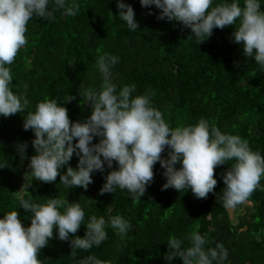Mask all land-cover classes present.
Listing matches in <instances>:
<instances>
[{
  "label": "trees",
  "instance_id": "obj_1",
  "mask_svg": "<svg viewBox=\"0 0 264 264\" xmlns=\"http://www.w3.org/2000/svg\"><path fill=\"white\" fill-rule=\"evenodd\" d=\"M124 2L134 8L139 22L135 30H129L117 15L116 0H78L74 16L57 8L54 19L33 17L27 22V42L8 67L13 77L11 90L25 94L29 104L7 117L0 114V216L17 210L22 224L30 225V210L21 208L17 199L23 194L39 203L52 197L78 201L85 221L92 215L107 219L120 214L131 224L124 237L108 228L107 240L88 250H72V234L68 240H60L54 229L53 237L38 253L42 264H79L87 255L112 264H183L180 257L165 259L167 239L192 231L206 236L205 247L222 244L228 251L225 264H264V187L258 186L244 204L232 210L243 209L235 217L217 201L216 193L224 187L221 173L231 162L214 167V191L197 198L191 188L162 190L166 178L157 161L145 193L133 199L119 187L113 193L99 192L111 170L107 166L103 174H92L87 189L66 188L59 175L53 182L32 178L27 172L28 159L21 161L17 143L28 141L27 154H34L31 140L35 134L23 128V121L39 101L64 103L71 120L91 114L90 103L83 102L79 91L102 87L97 61L104 53L119 57L111 68L112 83L118 89L135 85L133 95L150 94L152 105L171 127L205 118L221 131L239 135L252 151L264 156V70L231 39L235 25L214 28L210 37L199 42L190 28L157 19L160 10L155 5L150 6L149 14L140 0ZM261 8L264 10V0ZM71 95L75 98L67 100ZM98 140L94 137L92 142ZM161 155L167 156V147ZM77 160L74 154L69 164L75 167ZM112 167H116L115 161ZM259 184L264 186V176ZM85 231L86 225L81 223L75 235L83 236ZM187 243L185 240L184 245Z\"/></svg>",
  "mask_w": 264,
  "mask_h": 264
},
{
  "label": "clouds",
  "instance_id": "obj_2",
  "mask_svg": "<svg viewBox=\"0 0 264 264\" xmlns=\"http://www.w3.org/2000/svg\"><path fill=\"white\" fill-rule=\"evenodd\" d=\"M142 7L151 5L160 11L157 19L179 22L191 29L201 40L211 36L214 28L235 25L231 34L234 42L242 45L245 57H254L264 70V10L261 0H140ZM53 5V7H49ZM117 15L129 30L139 27L134 8L124 0H116ZM64 9L76 15L78 0H0V114L7 117L21 112L29 104L27 96L16 94L11 88V65L18 50L26 44L27 22L33 17L54 19L55 10ZM238 21V23H237ZM119 57L104 53L98 58L97 68L102 77L100 89L79 91L83 102L91 105V114L80 120H71L64 103L56 99L39 101L34 111L24 116L23 128L31 129L34 154L28 156V141L15 145L21 161L28 159V174L44 182L56 181L66 188L93 182V173H104L99 192L113 193L116 187L126 189L133 199L140 198L153 180V165L158 161L166 178L162 190L172 187L191 191L197 198H206L214 191L217 180L214 167L229 163L221 173L222 192L217 201L231 212L244 204L264 176V156L250 149L239 135L221 131L200 118L197 123L171 127L162 112L152 105L150 94L133 95L135 85L117 88L112 83L111 68ZM71 95L67 100L74 99ZM66 101V100H65ZM94 137H99L93 143ZM75 140V142H74ZM167 147V156H162ZM78 157L75 167L69 164ZM116 162V167L113 162ZM179 164V166H177ZM66 167V171H61ZM184 191V192H185ZM19 205L30 210V225L22 224L17 210L0 216V264H42L38 259L41 248L58 233V239L68 240L72 250H88L107 240L111 228L121 237L127 235L130 222L120 214L90 216L78 201L52 197L44 203L34 202L23 194L17 197ZM81 223L86 225L83 236L75 235ZM74 237V238H73ZM187 240V245H184ZM208 240L198 231L186 236H170L165 259L182 258L183 264H225L228 251L220 243L205 247ZM79 264H112L95 255H87Z\"/></svg>",
  "mask_w": 264,
  "mask_h": 264
},
{
  "label": "rangeland",
  "instance_id": "obj_3",
  "mask_svg": "<svg viewBox=\"0 0 264 264\" xmlns=\"http://www.w3.org/2000/svg\"><path fill=\"white\" fill-rule=\"evenodd\" d=\"M242 212H243L242 208H237L235 211H231V216L235 217V216H237L238 214H240Z\"/></svg>",
  "mask_w": 264,
  "mask_h": 264
}]
</instances>
